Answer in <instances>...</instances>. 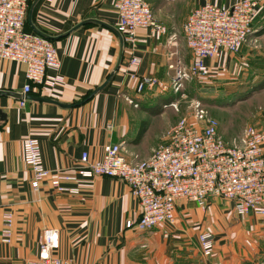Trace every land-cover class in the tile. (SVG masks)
<instances>
[{
    "label": "crops",
    "instance_id": "1",
    "mask_svg": "<svg viewBox=\"0 0 264 264\" xmlns=\"http://www.w3.org/2000/svg\"><path fill=\"white\" fill-rule=\"evenodd\" d=\"M241 1L244 0H145L167 34L150 37L147 31L139 30L134 53L125 45L122 63L111 82L82 106L64 109L28 100L22 107L20 100L0 96V232L3 213L13 215L11 242L3 244L0 240V264L38 260L40 240L47 229L58 233L53 256L75 264H264V221L260 217L235 219L234 251L227 241L223 243L224 237L218 242L217 252L207 258L199 253L197 242L199 232L208 229L203 223L208 217L193 204L177 206L173 225L139 232L126 227L129 221L137 223L140 207L122 181L77 176L76 181L61 182L62 187L75 189L77 194L61 193L51 185L59 176L78 175L83 154L90 162L101 160L108 144H121L129 161L151 158L176 121L167 110L173 103L174 68L179 63H192L183 39L186 20L206 4L230 6ZM254 1L258 8L252 39L263 41L264 0ZM87 19L115 28L114 0H42L33 14L34 25L53 37ZM54 44L61 68L48 70L47 74H59L64 82L54 88L33 85L29 96L64 105L82 102L103 85L120 53L116 35L98 25L83 26ZM132 54L140 59L134 76L128 70ZM247 58L264 66V54L249 44L237 54L208 59L206 65L214 75L222 74L231 63L241 64ZM142 78H153L166 90L155 86L138 93ZM254 80L260 82L258 78ZM26 84L23 65L0 61V92L23 95ZM260 95L264 96L258 92L251 98ZM241 113L243 120L237 132L227 130V122L220 119L219 134L228 144H240L247 122L264 129L261 119L257 122L250 112ZM28 138L39 140L43 164L50 173L38 191L32 189L31 169L23 161L22 144Z\"/></svg>",
    "mask_w": 264,
    "mask_h": 264
},
{
    "label": "built area",
    "instance_id": "2",
    "mask_svg": "<svg viewBox=\"0 0 264 264\" xmlns=\"http://www.w3.org/2000/svg\"><path fill=\"white\" fill-rule=\"evenodd\" d=\"M32 0H0V61L25 67L27 84L23 95H29L32 86L54 88L64 82L59 74L48 75V70L59 71L61 61L54 42L34 32L25 31ZM103 2L105 0H95ZM258 3L244 0L230 6L206 4L195 9L183 27V38L192 55L190 68H174L176 82L182 78H205L209 74L206 60H217L224 54H236L253 36V23ZM117 21L115 28L124 43L134 53L137 33L145 30L149 36L166 35L167 29L154 17L145 0H114ZM140 66V59L132 54L128 63L130 75ZM159 86L153 78H142L137 92ZM26 101L20 102L24 107ZM23 161L31 169V187L34 191L50 173L43 164L40 142L28 138L22 144ZM78 175L59 176L51 185L61 193L77 194L75 189L61 186L63 181L106 177L125 183L138 200L140 217L137 223L129 221L128 229L152 231L173 225L176 209L181 203L206 209L212 199H225L234 204L240 219L249 216L264 221V132L248 127L239 145L228 144L219 134L216 119L200 103H196L192 118H183L169 130L166 140L144 161H129L121 144L104 147L103 158L90 162L88 155L81 158ZM13 215L3 213L0 240L9 244L12 238ZM168 233L164 234L168 238ZM215 236L200 233L198 244L204 257H212ZM58 246V233L44 231L40 240L39 258L28 264H75L72 260L53 256Z\"/></svg>",
    "mask_w": 264,
    "mask_h": 264
},
{
    "label": "rangeland",
    "instance_id": "3",
    "mask_svg": "<svg viewBox=\"0 0 264 264\" xmlns=\"http://www.w3.org/2000/svg\"><path fill=\"white\" fill-rule=\"evenodd\" d=\"M42 32L46 33L44 30ZM246 44L253 45L254 50L260 51L262 55L264 54L262 49L264 47V39L263 41H255L251 37ZM247 59L248 61H244L241 64L236 63L235 65L234 62L231 63L228 71L222 72V74L214 75L210 71L211 73L209 72L205 78L190 77L187 79L182 78V80L178 79V91L176 92L173 89L172 94L170 93L173 96L171 97L173 103L171 102V107L167 109L175 115V123L183 118L191 119L196 103H200L208 112V115L218 121V124H220L221 118L226 121V129L229 131L236 130L235 132H237L239 130L243 120L241 112H250L254 115L253 118L257 122L260 119L261 122H264V96L262 97L261 94L260 96L251 98L252 94H257L258 92H262L264 95V86H261L264 79V66L256 60ZM181 64L183 66L180 63L179 66L186 69L190 68V64ZM170 68L173 69V66ZM257 78L260 82L254 80ZM243 100H246V103L242 104ZM247 124L249 122L245 123L242 132L248 127L257 132H264V129L255 127L254 124ZM194 207L199 209L205 218L208 217V220L206 219L203 222L208 226V229L199 233L210 232L214 234L216 241L214 254L217 252L218 242L224 237L226 240H223V243L227 241L234 251V237L236 235L235 219L238 217L235 215L233 202L225 199H212L209 201L206 209L200 210V208ZM197 247L199 253L202 254L198 242Z\"/></svg>",
    "mask_w": 264,
    "mask_h": 264
},
{
    "label": "water",
    "instance_id": "4",
    "mask_svg": "<svg viewBox=\"0 0 264 264\" xmlns=\"http://www.w3.org/2000/svg\"><path fill=\"white\" fill-rule=\"evenodd\" d=\"M42 0H34V2L31 4L30 8H29V11H28V24L31 28V30L36 33L37 35L47 39V40H50L52 42H56V41H59L63 38H66L68 37L71 33H73L74 31H76L77 29L83 27V26H87V25H98V26H101V27H104L106 29H108L109 31H111L112 33H114L116 35V37L118 38L119 40V43H120V53H119V58H118V61L116 63V66L115 68L113 69V71L110 73L109 77L107 78V80L105 81V83L103 85H101L100 87H98L97 89H95L94 91H92L90 93V95L85 99L83 100L82 102L80 103H77V104H74V105H64V104H60V103H57L55 101H52V100H49V99H43V98H34L32 96H29V95H18V94H15V93H6V92H0V96H7V97H12V98H15V99H18L20 101H30V100H36V101H41V102H45V103H48V104H53V105H56L58 107H61V108H64V109H73L75 107H79V106H82L84 105L86 102H88L89 100H91L93 97H95L97 94H99L100 92H102L107 86L108 84L111 82V80L113 79L114 75L116 74V72L119 70L120 68V65L122 63V59H123V54H124V48H125V43H124V40H123V37L122 35L117 31L116 28H114L113 26L111 25H108L106 23H103L99 20H96V19H87V20H84L82 21L81 23H79L78 25H76L75 27H73L71 30H69L68 32L58 36V37H53V36H50L44 32H42L41 30H39L33 23V14H34V10L35 8L37 7V5L41 2ZM1 114V113H0Z\"/></svg>",
    "mask_w": 264,
    "mask_h": 264
},
{
    "label": "trees",
    "instance_id": "5",
    "mask_svg": "<svg viewBox=\"0 0 264 264\" xmlns=\"http://www.w3.org/2000/svg\"><path fill=\"white\" fill-rule=\"evenodd\" d=\"M33 2H34V0L31 1L30 6H31V4H32ZM25 31H27V32H33V31L31 30L29 24H28V19L26 20V24H25ZM261 86H264V80H263ZM89 95H90V94H89ZM89 95H88V96H89ZM88 96H87V97H88ZM87 97H86V98H87Z\"/></svg>",
    "mask_w": 264,
    "mask_h": 264
}]
</instances>
